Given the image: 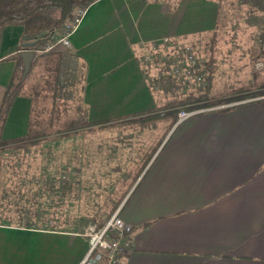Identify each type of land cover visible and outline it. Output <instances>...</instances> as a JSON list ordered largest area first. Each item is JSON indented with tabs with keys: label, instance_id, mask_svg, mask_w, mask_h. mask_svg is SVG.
Listing matches in <instances>:
<instances>
[{
	"label": "crops",
	"instance_id": "1",
	"mask_svg": "<svg viewBox=\"0 0 264 264\" xmlns=\"http://www.w3.org/2000/svg\"><path fill=\"white\" fill-rule=\"evenodd\" d=\"M224 3L94 0L70 46L60 49L73 59V79L51 82L47 89L52 76L46 59L57 55L29 49L33 58L7 113L3 138L26 134L32 106L62 99L63 87L70 101L84 107L86 121L164 122L161 139L146 151L115 210L132 226V247L117 264H264V92L255 89L180 121L178 113H143L162 101L141 59L145 44L214 32ZM21 32L19 24L1 32L0 103L16 66L6 57L21 58L25 50L19 49ZM87 248L88 237L79 228L0 221V264H79Z\"/></svg>",
	"mask_w": 264,
	"mask_h": 264
},
{
	"label": "rangeland",
	"instance_id": "2",
	"mask_svg": "<svg viewBox=\"0 0 264 264\" xmlns=\"http://www.w3.org/2000/svg\"><path fill=\"white\" fill-rule=\"evenodd\" d=\"M214 32L213 37V32L196 33L184 41L194 45L204 80L205 61L212 55L216 72L209 87L207 80L203 88L199 84L173 90L160 87L156 94L162 101L152 112L173 111L176 107L168 102L191 93L197 96L206 91V98L179 110L204 102L212 103L209 107L227 104L230 101L217 103L216 98L223 101L241 87L244 94L264 92V0H225ZM59 92L62 99L50 101L44 112L52 110L51 133L42 140L31 139L33 144L0 152V221L14 225L18 208L27 210L32 205L31 212L38 208L36 213L42 216L37 222L59 229L79 228L87 236L90 228L99 229L115 212L139 171L136 167L148 156L146 151L157 145L165 127L162 121L143 120L83 126L84 107L67 98L68 88ZM113 164L128 167L117 169Z\"/></svg>",
	"mask_w": 264,
	"mask_h": 264
},
{
	"label": "trees",
	"instance_id": "3",
	"mask_svg": "<svg viewBox=\"0 0 264 264\" xmlns=\"http://www.w3.org/2000/svg\"><path fill=\"white\" fill-rule=\"evenodd\" d=\"M93 1L94 0H0V36L3 28L6 25L19 24L22 27V42L34 41L36 44L39 40L47 37L50 33L59 31L66 19H68L70 14L73 12V9L76 4L80 3L83 6H88ZM222 1L223 0H217V3L220 4L222 3ZM214 34L215 33L213 32L212 37L214 36ZM213 40L214 38L211 39V43H213ZM19 49H24L23 47H21V44L19 46ZM63 52L64 50H56L47 53H40V56L46 55L47 57L51 55H59L58 57L56 56L46 59L49 73L52 76L51 78H48L46 80V89L51 82H62L65 80L73 79V59L65 55V53ZM6 58H13L16 62V66L10 76L8 84L5 87L3 97L0 103V152H2L3 149L12 148L14 150L15 148L21 147V144H33L34 142H29L31 139L42 140L43 137H47L51 133L50 129L52 126V110L49 109L48 113H43L42 110L48 109L47 106L33 105L26 134H24L23 136H18L9 139H5L2 137V128L6 120L7 113L15 97L19 94L22 88L23 82L21 79L26 78L27 75L26 74L25 77L22 78L23 64L21 62V58L18 55L15 54ZM212 58L213 57L211 55V57L209 56L207 58V61H205V69L208 71V74L206 75V80L208 81V84L206 86L207 88L209 87L208 85L211 83V81L214 79V75L216 72L214 60ZM243 89L244 87L239 88V94H236L231 98H225L223 101L220 100L217 103L235 101L249 96L250 94L242 93ZM205 98L206 91H203L200 92L197 96H194V94L191 93L184 98L172 100L168 102L167 105H173L176 107V109L173 111H168V113L176 115L181 106L192 104V102L204 100ZM211 104L212 103L204 102L199 106L192 105L186 109L190 110L204 108L208 107ZM51 106L54 107V105ZM152 111L153 110L146 111L143 113H148ZM45 114H47V117H44ZM100 123L102 122L84 121L80 124H82L83 126H89ZM31 206L32 205H27V210H24V207L22 206V208H18V218L14 221V225L23 227L45 225L44 221H41L40 223L37 222L39 218L42 219V216L40 213H36L37 211H39L38 208L35 210V212H31V209H29L31 208ZM30 213L34 214L33 219L30 216ZM3 224L10 225L11 221L5 220L3 221ZM100 226H102L101 223L99 224V227Z\"/></svg>",
	"mask_w": 264,
	"mask_h": 264
},
{
	"label": "built area",
	"instance_id": "4",
	"mask_svg": "<svg viewBox=\"0 0 264 264\" xmlns=\"http://www.w3.org/2000/svg\"><path fill=\"white\" fill-rule=\"evenodd\" d=\"M80 1V0H77ZM87 6L78 3L73 12L64 22L59 31L50 33L39 40L34 47L37 53H47L70 46V38L81 22ZM142 61L149 68L147 78L153 81L154 86L174 89L185 84L206 85L201 72V65L197 60L196 49L193 44L173 41L165 36L145 44L141 55ZM216 107V106H215ZM204 107L197 109H181L178 111L179 121L195 113L214 109ZM132 226L123 221L118 212H114L105 224L99 229L90 228L86 233L88 248L79 264H95L104 260L105 264H117L132 247L129 237Z\"/></svg>",
	"mask_w": 264,
	"mask_h": 264
},
{
	"label": "water",
	"instance_id": "5",
	"mask_svg": "<svg viewBox=\"0 0 264 264\" xmlns=\"http://www.w3.org/2000/svg\"><path fill=\"white\" fill-rule=\"evenodd\" d=\"M35 46L34 41H26L21 43V47H23L25 50L21 54L22 58V63H23V73H22V78L25 77L27 74L29 67H30V62L33 58V52L30 51L29 49Z\"/></svg>",
	"mask_w": 264,
	"mask_h": 264
}]
</instances>
